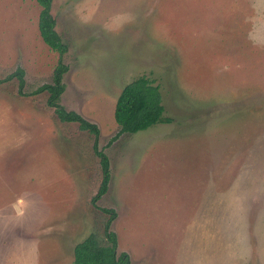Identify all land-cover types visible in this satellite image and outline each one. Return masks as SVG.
Returning <instances> with one entry per match:
<instances>
[{"label": "rangeland", "instance_id": "374dc122", "mask_svg": "<svg viewBox=\"0 0 264 264\" xmlns=\"http://www.w3.org/2000/svg\"><path fill=\"white\" fill-rule=\"evenodd\" d=\"M36 0H0V264H74L108 215L132 264H264V0H54L68 45L59 120L42 87L60 55ZM24 71L19 87L14 73ZM146 75L171 124L120 132ZM95 146L109 159L107 193Z\"/></svg>", "mask_w": 264, "mask_h": 264}, {"label": "trees", "instance_id": "16d2710c", "mask_svg": "<svg viewBox=\"0 0 264 264\" xmlns=\"http://www.w3.org/2000/svg\"><path fill=\"white\" fill-rule=\"evenodd\" d=\"M41 7L39 15V31L48 47L60 55L59 63L54 70L53 82L42 87L41 91L48 93L47 104L53 108L56 116L64 123H76L82 131L92 134L97 140L100 130L76 112L68 111L61 105V96L65 92L64 75L69 67L63 62L68 53V45L57 31V22L53 15L54 0H36ZM24 71L20 68L14 75L18 78L19 87L24 85ZM115 121L120 126V132L136 134L145 131L156 124H171L172 117L166 115L161 87L155 79L146 75L140 76L125 86L118 97L115 107ZM95 152L100 158L103 179L100 189L93 198L94 205L107 193L110 183V168L107 155L95 146ZM108 215L104 224L103 240L96 233H90L74 247V264H132L128 253H117L118 237L112 230V224L117 213L112 209H101Z\"/></svg>", "mask_w": 264, "mask_h": 264}, {"label": "crops", "instance_id": "0c3cea01", "mask_svg": "<svg viewBox=\"0 0 264 264\" xmlns=\"http://www.w3.org/2000/svg\"><path fill=\"white\" fill-rule=\"evenodd\" d=\"M54 4V3H53ZM52 12H53V9H52Z\"/></svg>", "mask_w": 264, "mask_h": 264}]
</instances>
